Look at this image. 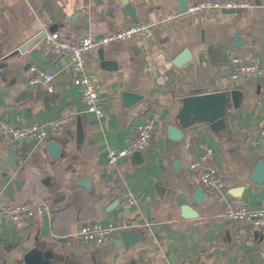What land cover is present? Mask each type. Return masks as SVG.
<instances>
[{
  "label": "crops",
  "instance_id": "1",
  "mask_svg": "<svg viewBox=\"0 0 264 264\" xmlns=\"http://www.w3.org/2000/svg\"><path fill=\"white\" fill-rule=\"evenodd\" d=\"M196 1L0 0V120L47 134L42 142L0 135V202L49 209L0 225V264H264V227L221 218L226 204L264 206V76L229 78L233 56L264 72V9L246 0L253 6L216 16L166 17ZM135 23L151 24L154 39L112 42L87 58L104 111L87 113L67 58L43 36L62 28L99 36ZM185 50L189 58L175 65ZM32 65L55 74V94L27 84ZM200 90L219 96L191 99ZM64 109L71 119L52 127ZM145 121L155 137L108 164L107 152ZM202 157L223 179L221 191L205 190L192 172ZM112 180L135 194V206L117 207L103 184ZM112 220L125 225L114 240L93 245L76 234L86 222Z\"/></svg>",
  "mask_w": 264,
  "mask_h": 264
},
{
  "label": "built area",
  "instance_id": "2",
  "mask_svg": "<svg viewBox=\"0 0 264 264\" xmlns=\"http://www.w3.org/2000/svg\"><path fill=\"white\" fill-rule=\"evenodd\" d=\"M253 4L246 0H197L189 4L186 9L177 15H166L168 19L190 18L194 16H216L227 11H237L252 7ZM258 7L264 9V0ZM160 19L163 18L159 13ZM153 40L151 24L135 23L105 34L94 36L88 30H77L76 28H62L51 33H46L43 44L51 51L67 58L72 67L74 76L72 84L78 88L81 101L87 113H93L97 117L103 115V107L100 103L101 86L94 76L86 70L87 58L96 54L108 44L129 39ZM263 77L264 72L252 62L233 56L230 59V80L247 77ZM26 81L30 86H40L50 94L56 93L54 73L41 67L32 65L27 69ZM73 113L68 110L59 112L50 125L54 128L71 119ZM264 149V124L259 130ZM156 128L152 121H145L136 126L135 131L125 146L114 148L107 152V163L114 165L122 159L128 158L134 152L142 151L146 145L155 137ZM0 135L15 140H38L42 142L46 138V131L36 124L22 123L16 121L0 120ZM192 172L197 174L200 186L207 191H221L225 183L217 173L215 166L208 162L206 157L191 163ZM115 195L117 207L125 211L136 205L137 200L133 192L126 188L121 182L112 180L103 183ZM48 205L42 201L23 200L18 202H0V225L4 222L14 225L26 224L36 217L48 213ZM223 220H231L251 227H264V206L260 209H249L243 206H232L226 204L221 214ZM125 227L117 221L102 223L99 221L86 222L78 227L77 236L86 243L101 245L108 240H114L119 230Z\"/></svg>",
  "mask_w": 264,
  "mask_h": 264
},
{
  "label": "water",
  "instance_id": "3",
  "mask_svg": "<svg viewBox=\"0 0 264 264\" xmlns=\"http://www.w3.org/2000/svg\"><path fill=\"white\" fill-rule=\"evenodd\" d=\"M186 9V8H185ZM184 9V10H185ZM183 10V11H184ZM189 58V55H188V52L187 50H185L181 56H179L176 60H174V64L177 65V66H180V63H183L186 59ZM196 95L198 96H193L191 99L193 100H199V101H205V100H211V99H216L219 94H209L207 93L206 90H200L198 92H195ZM48 148H50V143L49 142H46ZM118 242L120 243V241L118 240Z\"/></svg>",
  "mask_w": 264,
  "mask_h": 264
}]
</instances>
